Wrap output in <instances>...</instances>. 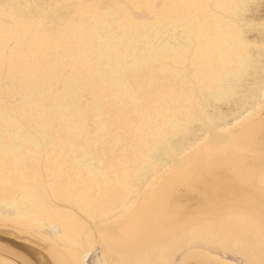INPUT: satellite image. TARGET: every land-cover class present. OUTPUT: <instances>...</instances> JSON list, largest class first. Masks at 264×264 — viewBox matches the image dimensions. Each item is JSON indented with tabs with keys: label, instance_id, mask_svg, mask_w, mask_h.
Wrapping results in <instances>:
<instances>
[{
	"label": "bare ground",
	"instance_id": "bare-ground-1",
	"mask_svg": "<svg viewBox=\"0 0 264 264\" xmlns=\"http://www.w3.org/2000/svg\"><path fill=\"white\" fill-rule=\"evenodd\" d=\"M101 2L169 7L123 34L103 19L4 29V5ZM241 3L259 0H0V229L20 233H0V264H52L85 225L112 264H264V88L230 23ZM82 107L102 112L101 136Z\"/></svg>",
	"mask_w": 264,
	"mask_h": 264
},
{
	"label": "snow or ice",
	"instance_id": "snow-or-ice-1",
	"mask_svg": "<svg viewBox=\"0 0 264 264\" xmlns=\"http://www.w3.org/2000/svg\"><path fill=\"white\" fill-rule=\"evenodd\" d=\"M87 7L91 9V15L87 20L82 19L76 10ZM168 5L155 4H121L111 5L106 3H95L92 5H79L70 3H27L21 5H4L3 24L6 33L14 30L19 24L24 23L29 26L39 28L48 35L55 36L69 20L74 24L93 26L97 20L103 19L106 27L114 30L118 34L127 32V25L136 27L159 24L160 14ZM239 10L238 15L230 21L234 27L235 38L241 46L250 53V59H255L258 53L259 65L261 70L262 88H264V0H259V4L241 3L234 5ZM9 8H16L17 13L9 12ZM113 8H119L123 12V20H117L108 15ZM257 9L259 15H257ZM161 30L163 25H160ZM127 39V36L124 37ZM16 42L12 39H6L3 47V61L5 72L9 71L10 61L16 56ZM69 103H71L69 101ZM81 118L88 125L90 135L101 136L105 131L104 117L100 111H91L84 107L81 108ZM199 120V114H194L191 121L185 124L182 129L183 135H192L196 129L194 125ZM6 133V140H9ZM20 151L19 145H13L9 151L6 145L5 168L10 166L13 152ZM175 195L181 193L176 191ZM95 228H89L85 225L86 240L75 243L71 248L65 250V255L53 253L55 259L52 264H112L108 259L109 250L106 238L101 229L99 239L95 238ZM163 264H196L195 261H172L168 260ZM226 264V262H225ZM240 264V262H236Z\"/></svg>",
	"mask_w": 264,
	"mask_h": 264
},
{
	"label": "rangeland",
	"instance_id": "rangeland-1",
	"mask_svg": "<svg viewBox=\"0 0 264 264\" xmlns=\"http://www.w3.org/2000/svg\"><path fill=\"white\" fill-rule=\"evenodd\" d=\"M258 15H259V12H258ZM1 227H2V226H1ZM2 228H3V227H2ZM2 228H1V229H2ZM7 228L9 229V228H11V227H4L3 230L0 229V230H1L0 233H3V234L6 235L7 233H5V232L9 231L7 235L10 236V237H13V238H16L14 234H18V235L20 234V233L17 232L14 228H11L10 230H6ZM11 233H14V234H11ZM22 241H23V240H22ZM23 242H25V241H23ZM25 243H27V242H25ZM27 244L29 245V244H31V243H27ZM31 246H33V247H38V246H35V245H32V244H31ZM215 253H217V254L220 253V254H221L220 256L225 257V258H230V257H231V255H230L229 253L227 254L226 252H224V250H223V252H222L221 249H219L218 251H215ZM218 255H219V254H218ZM237 260H238V259H237ZM238 261H240V260H238ZM240 262H241V261H240Z\"/></svg>",
	"mask_w": 264,
	"mask_h": 264
}]
</instances>
